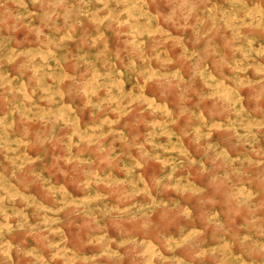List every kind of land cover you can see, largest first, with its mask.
<instances>
[{"label": "rangeland", "instance_id": "rangeland-1", "mask_svg": "<svg viewBox=\"0 0 264 264\" xmlns=\"http://www.w3.org/2000/svg\"><path fill=\"white\" fill-rule=\"evenodd\" d=\"M0 264H264V0H0Z\"/></svg>", "mask_w": 264, "mask_h": 264}]
</instances>
